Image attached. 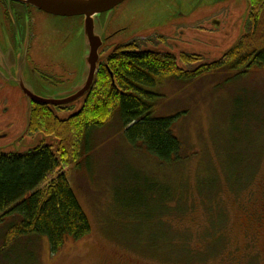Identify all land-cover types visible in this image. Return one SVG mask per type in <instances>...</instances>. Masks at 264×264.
Returning a JSON list of instances; mask_svg holds the SVG:
<instances>
[{"label":"rangeland","instance_id":"obj_1","mask_svg":"<svg viewBox=\"0 0 264 264\" xmlns=\"http://www.w3.org/2000/svg\"><path fill=\"white\" fill-rule=\"evenodd\" d=\"M248 9L247 0H126L100 16L107 29L98 67L133 42L171 54L182 76L219 63L245 35ZM40 18L56 26L41 34L40 60L66 70L33 75L32 92L57 98L82 81L84 37L78 18ZM145 91L154 118H176L171 132L181 150L171 164L130 147L117 117L93 131L88 153L62 151L54 136L28 133V100L0 86V153L49 146L59 161L51 179L65 174L91 227L53 254L46 238L20 236L6 219L16 226L0 228V264H264V69L167 77ZM82 102L51 111L67 120ZM156 233L177 236L170 252L149 247Z\"/></svg>","mask_w":264,"mask_h":264},{"label":"trees","instance_id":"obj_2","mask_svg":"<svg viewBox=\"0 0 264 264\" xmlns=\"http://www.w3.org/2000/svg\"><path fill=\"white\" fill-rule=\"evenodd\" d=\"M247 2L245 35L219 63L201 66L182 76L169 53L141 50L135 42L121 46L98 67L77 113L61 121L54 116L52 107L34 105L28 113V133L52 135L60 141L62 151L71 145L76 155L82 156V152L90 151L86 145L93 131L117 117L130 147L140 146L163 164L177 161L181 145L171 132L176 118H154L147 102L153 96L145 90L167 77L190 81L223 69L239 74L264 69V0ZM58 168L59 161L47 145L40 144L24 154L0 153V228L7 225L6 219H13L19 224L18 235L46 238L53 254L68 239L80 240L91 231L65 174L58 173L51 179ZM172 237L177 239L176 235L162 233L148 235L147 239L153 243L150 248L170 252Z\"/></svg>","mask_w":264,"mask_h":264},{"label":"flooded vegetation","instance_id":"obj_3","mask_svg":"<svg viewBox=\"0 0 264 264\" xmlns=\"http://www.w3.org/2000/svg\"><path fill=\"white\" fill-rule=\"evenodd\" d=\"M41 15L52 16L34 9L28 5L20 4L11 0H0L1 87H15L21 93L22 91L20 89V85H22L26 89L34 90L30 82V77H32L33 75L42 76L44 78V76H48L46 70H66V65L63 63L51 65V63L44 64L43 61L40 60L42 54V50L40 49L41 34H43L45 30L50 29L53 26L56 27L54 24L50 23L47 25H42V20L40 18ZM100 16L102 17V15ZM100 16L97 17L98 20L101 18ZM52 17L61 20L69 19L55 16ZM72 18L80 19L79 24L81 25V27L77 26V29L79 30L80 28H82L83 17ZM98 22L101 25L100 31H102L104 27L103 22ZM120 34L121 30L109 34L105 39L110 40L113 38H117V36H119ZM105 44L106 43L104 37H102V47L99 50V54ZM54 81L59 82L60 80L55 78ZM54 84L57 85V83ZM51 94L52 93L47 94L48 96L40 95V97H51ZM34 105L35 104L28 100L29 107H32ZM28 112L30 113L29 108ZM256 225L259 227L261 225V222L256 223Z\"/></svg>","mask_w":264,"mask_h":264},{"label":"water","instance_id":"obj_4","mask_svg":"<svg viewBox=\"0 0 264 264\" xmlns=\"http://www.w3.org/2000/svg\"><path fill=\"white\" fill-rule=\"evenodd\" d=\"M20 4L28 5L46 14L60 17L72 18L83 17L82 33L84 37L86 56L84 58V74L81 83L59 96V98L40 97L32 90L20 85L24 96L33 104L38 106L63 107L82 99L91 89L97 64L99 61V50L102 47V34L100 31L98 16L112 12L126 0H11ZM106 25L103 27L105 30Z\"/></svg>","mask_w":264,"mask_h":264}]
</instances>
